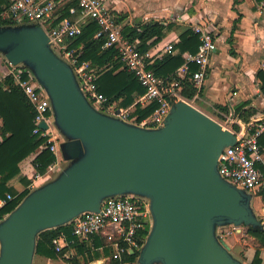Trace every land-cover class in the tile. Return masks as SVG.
I'll return each instance as SVG.
<instances>
[{
    "label": "water",
    "instance_id": "1",
    "mask_svg": "<svg viewBox=\"0 0 264 264\" xmlns=\"http://www.w3.org/2000/svg\"><path fill=\"white\" fill-rule=\"evenodd\" d=\"M0 54L30 69L48 95L67 163L0 222V264H33L39 233L127 195L146 200L151 216L137 264H244L217 235L228 225L264 230L252 194L218 171L220 154L236 143L233 131L184 100L158 128L97 110L36 23L0 26Z\"/></svg>",
    "mask_w": 264,
    "mask_h": 264
},
{
    "label": "built area",
    "instance_id": "2",
    "mask_svg": "<svg viewBox=\"0 0 264 264\" xmlns=\"http://www.w3.org/2000/svg\"><path fill=\"white\" fill-rule=\"evenodd\" d=\"M70 3L75 5L68 7V16L59 19L61 9ZM257 8L260 12H264V0L258 1ZM88 22L98 26L95 37L104 39L102 49L115 48L122 69L132 73L144 89V93L128 108L108 103L107 98L98 91L95 69L91 68L88 62H79L76 49L71 48L72 39L82 33L83 26ZM23 23H36L43 29L51 49L71 66L80 89L94 108L144 128L163 126L172 105L177 101L184 100L190 103L181 95L184 82L190 74V67L192 65L197 67L190 80L199 92L208 72L211 55L216 48V40L212 32L202 25H193L191 30L199 38L196 52L187 56L175 74L157 77L148 68L146 54L139 51L138 41H130L123 36V25L103 0H8L6 8L0 14V26ZM166 54H173L171 46L166 48ZM7 63L4 74L0 76V90L8 88L5 79L11 77L13 84L23 92L34 110L33 134L44 139L40 150L48 148L56 157L55 162L44 174H34L30 185V189L33 190L39 180L59 168V144L56 143L51 102L30 69L22 64ZM136 104L154 105L155 110L141 123H136V117L132 116ZM43 122L47 125L46 129L40 127ZM231 131L235 133L236 143L226 147L220 154L219 174L237 188L252 193L263 184L264 152L259 144V138L264 133V117L246 124L244 131ZM15 197L10 194L0 197V222L7 216L3 213V209ZM68 224H71L73 237L79 241H90L94 236L104 238L112 247V257L121 260L125 252L129 254L133 251L138 254L146 239L145 237L142 241L140 232L146 228L150 229L151 216L146 200L127 195L106 198L101 204L100 212L83 213ZM243 228L245 227L235 225L219 227L217 235L229 245V236L241 233ZM73 243L74 240H69L64 234H60L52 241V246L57 253H60ZM71 254L73 253L70 250L65 254V258Z\"/></svg>",
    "mask_w": 264,
    "mask_h": 264
},
{
    "label": "trees",
    "instance_id": "3",
    "mask_svg": "<svg viewBox=\"0 0 264 264\" xmlns=\"http://www.w3.org/2000/svg\"><path fill=\"white\" fill-rule=\"evenodd\" d=\"M7 4L8 0H0V14ZM71 5H75V3L67 4L61 9L59 19L68 16V7ZM3 23L6 24L7 22ZM169 27L171 24L164 25L157 21L136 27L126 25L122 29V34L130 41H138L139 51L145 53L153 45L160 42L165 35V30ZM97 31L98 26L95 23H86L82 28V33L72 39L71 48L76 49L79 62H88L91 68L95 69L98 91L107 98L108 103L128 108L144 93V89L132 73L122 69V63L115 48L102 49L104 39L95 37ZM179 39V43L173 47L178 50L177 55L166 54L162 59L156 60L148 66L157 77H168L175 74L187 56L196 52L199 38L191 29L183 32ZM196 70L195 65L190 67V74H188L181 92L182 97L189 101L198 94L190 80ZM257 79L264 95V70L257 73ZM5 83L8 88L0 90V197H5L7 194L16 196L3 209V213L8 214L30 192V189H25L19 193L14 187L8 186V183L13 179H18V182L25 187L30 185V181L21 175L20 164L33 155L32 163L35 173L44 174L47 168L55 162L56 157L48 148L40 150L44 139L33 134L35 113L23 92L13 84L11 77H7ZM244 106L245 104L238 106L236 112L242 122L248 124L256 112L250 108L243 109ZM217 107L222 108L221 106ZM154 110V105L141 106L136 104L132 116L136 117V123H141ZM222 110L227 111L224 108ZM232 129L236 132L240 131L237 124H233ZM259 144L264 152V133L259 138ZM262 172L264 175V168H262ZM261 194L264 202V190ZM148 232L149 228L140 232L142 241ZM60 234H64L69 240H74V243L57 253L52 246V241ZM247 234L258 243L255 256L250 264H262L260 249L264 248V230L247 228ZM70 250L73 254L65 258V254ZM112 251L110 244L100 236H94L90 241H79L72 235L71 224H67L39 233L36 239L35 256L53 262L63 260L65 264H89L102 258L107 259L106 264H136L137 262L138 254L130 255L125 252L122 254L121 260H117L112 257Z\"/></svg>",
    "mask_w": 264,
    "mask_h": 264
},
{
    "label": "crops",
    "instance_id": "4",
    "mask_svg": "<svg viewBox=\"0 0 264 264\" xmlns=\"http://www.w3.org/2000/svg\"><path fill=\"white\" fill-rule=\"evenodd\" d=\"M103 1L117 15L123 27L153 21L171 24L160 42L145 52L149 65L162 59L166 55V48L176 46L180 41L179 36L193 25L206 27L216 40V48L211 55L203 85L190 101L191 104L194 106V102H197L198 107H195L205 114L212 112L219 123L222 120L226 124H237L242 131L246 123L238 117V106L245 104L243 109L255 110L256 114L249 123L264 117V95L257 79V73L264 70V12L257 8L259 0ZM177 54L178 50L173 48V54L170 55ZM1 70L0 76L4 74L5 67ZM227 128L233 130L228 125ZM33 157H28L20 164L21 175L30 181V185L35 174ZM30 185L25 187L18 179L8 183L19 193L30 189ZM36 258H39L40 263L53 264L49 259ZM102 261L95 260L89 264H101Z\"/></svg>",
    "mask_w": 264,
    "mask_h": 264
},
{
    "label": "rangeland",
    "instance_id": "5",
    "mask_svg": "<svg viewBox=\"0 0 264 264\" xmlns=\"http://www.w3.org/2000/svg\"><path fill=\"white\" fill-rule=\"evenodd\" d=\"M173 25V23H172ZM133 26H138V25H133ZM8 61L5 59L4 55L0 54V71L1 68H4L5 66L8 65L7 63ZM4 71V70H3ZM191 103V102H190ZM194 106L198 107L197 102H194ZM208 116L212 117L214 120L218 121V118L212 113V112H206ZM222 125H224V128L228 127H232L231 123L226 124V122H223L221 120ZM231 129V128H228ZM58 131V130H57ZM56 143L60 144V142H62V140L64 139L61 135L60 132H56ZM59 158H60V163L58 165V170L54 171L51 174L46 175L41 182H39L37 184L36 187L40 186V184L54 178L57 173L59 172L60 169L64 168L66 166V161L63 160L60 151H59ZM264 190V180H263V184L262 186H260L256 191L252 192V201H251V208L254 211L255 216L257 217V219H259L264 226V202H263V195L261 194V192ZM230 226V225H228ZM226 226V227H228ZM247 228L250 227H245L243 228L241 233H236V234H232L229 236L228 238V243L230 244V248H231V254L238 259L239 261H241L244 264H250L252 259L255 256V250L258 248V243L257 241H255L253 238H251L250 236H248L247 234ZM261 253H260V258L262 260V264H264V248H261ZM101 251V250H99ZM98 260H103L101 264H106L107 259H98ZM95 261V260H94ZM41 261L39 260V258L35 257V261L33 264H46V262L44 263H40ZM53 264H65V262L63 260H58L56 262H52ZM137 264V262H136Z\"/></svg>",
    "mask_w": 264,
    "mask_h": 264
}]
</instances>
